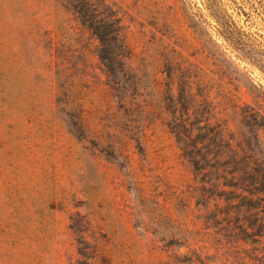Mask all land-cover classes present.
I'll list each match as a JSON object with an SVG mask.
<instances>
[{"label":"rangeland","instance_id":"1","mask_svg":"<svg viewBox=\"0 0 264 264\" xmlns=\"http://www.w3.org/2000/svg\"><path fill=\"white\" fill-rule=\"evenodd\" d=\"M103 1L131 55L111 75L60 0H0V264H264V184L210 220L228 189L203 199L165 110L204 79L264 178V0Z\"/></svg>","mask_w":264,"mask_h":264},{"label":"trees","instance_id":"2","mask_svg":"<svg viewBox=\"0 0 264 264\" xmlns=\"http://www.w3.org/2000/svg\"><path fill=\"white\" fill-rule=\"evenodd\" d=\"M60 1L98 40L97 56L108 74H113L116 69L124 71L126 60L131 55L127 53L120 20L110 7L103 0ZM198 84L201 95L191 93L186 80L178 89L177 96L171 94L170 85L166 90L168 127L174 135L181 157L191 166L195 181L199 184L197 191L203 199L207 198L209 189L216 186L228 189L221 191L224 209L215 206L210 220H220L222 215L237 216L243 211H255L259 208L251 204L260 199L264 178L252 165V150L247 144H242L239 150L234 149L225 137L221 124L213 125L211 120L215 121L218 112L213 102L209 101L205 80L200 79Z\"/></svg>","mask_w":264,"mask_h":264}]
</instances>
